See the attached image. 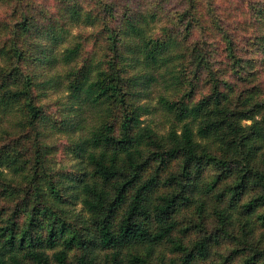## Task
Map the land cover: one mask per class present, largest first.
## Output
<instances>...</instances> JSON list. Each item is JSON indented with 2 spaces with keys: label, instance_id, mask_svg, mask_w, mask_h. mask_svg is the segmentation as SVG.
Returning a JSON list of instances; mask_svg holds the SVG:
<instances>
[{
  "label": "trees",
  "instance_id": "obj_1",
  "mask_svg": "<svg viewBox=\"0 0 264 264\" xmlns=\"http://www.w3.org/2000/svg\"><path fill=\"white\" fill-rule=\"evenodd\" d=\"M169 1L0 0V264H149L168 242L192 264L235 222L236 245L210 264H264V5L229 32L219 0ZM52 83L68 105L41 102ZM62 129L74 137L44 140Z\"/></svg>",
  "mask_w": 264,
  "mask_h": 264
},
{
  "label": "rangeland",
  "instance_id": "obj_2",
  "mask_svg": "<svg viewBox=\"0 0 264 264\" xmlns=\"http://www.w3.org/2000/svg\"><path fill=\"white\" fill-rule=\"evenodd\" d=\"M264 5V0H219L218 1V8L220 9L221 12V23L224 29L228 30L229 32L234 31V28L236 26V22L237 20H242V18H244V16H249L250 13H252V10H254V7H259ZM167 8H169L170 10H179L182 7V3H180L179 1H175V0H170L169 2H167L166 4ZM231 10L233 11H239L240 14L242 15L240 18H235V19H229V13ZM222 13H228V15L225 17ZM228 20V21H226ZM78 31V29H73L70 30V33L68 35L69 40L73 39L74 34H76V32ZM65 44V42H64ZM59 48H63L59 46ZM239 53L242 56H252L253 55V51H251L250 49L247 48V46L245 45V47H242L241 50L239 51ZM59 54V53H58ZM254 56H259V54L256 52ZM217 58V62L216 65L217 66H221L222 64V56L219 55L217 53V55L215 56ZM39 72H40V79L46 78V77H52L58 73H61L62 68L60 66H55L53 69L49 70L46 68V66H39L38 68ZM260 70V69H259ZM257 81L259 82V84L263 87L264 89V72L262 70H260L259 73V77L257 79ZM54 100H58L59 102L68 105V100H69V93L67 91H63L62 88L60 86L55 85L54 83H52L51 88L48 89L47 95L45 96V98H43L41 100V102H46V101H54ZM145 100H142V102H144ZM155 100H153L152 106L155 105ZM57 109V108H56ZM55 109L54 113H57ZM68 109V108H67ZM73 113H69L68 116L71 117ZM15 117H19V113H14L10 119L13 120ZM141 118L144 120L145 123L150 124L151 126H154L155 124H157L158 118L156 117L153 108L151 107L149 113H144ZM12 123V121L10 122ZM243 123H249L248 121L243 122ZM164 131V130H162ZM165 132V131H164ZM73 135H70L69 133H67L66 131H64L62 129L61 130H52L50 132H48L45 135L44 140L46 142H53L55 140H60V139H66V138H73ZM5 138V139H4ZM2 138V134L0 133V145H2L5 141H6V137ZM56 160V166L57 167H62V166H70L71 165V161L72 159L70 157L68 158H63L62 160L59 159L57 156L55 157ZM210 175V171L206 172V176L209 177ZM75 210L79 213H81L82 217H85L86 214L84 211H82V207L80 204L75 205ZM188 212L187 211H183L180 215H179V227L181 225H187L188 221H187V216H188ZM27 214L25 215H21L19 217L16 218V221L18 223L19 226H22L24 224V221L27 222L26 219ZM36 220L37 222H35L37 224V228L38 229H44L45 226L47 225V222L45 219H43L41 214H35ZM40 222L42 223L41 225ZM214 225V223H212V221H209L208 223H206L205 225H202L201 227H205V228H212ZM180 228H184V226H181ZM200 228V227H199ZM240 226L235 222L234 225L229 226L227 231H215L214 228L209 230V233H211L210 235H215V233L218 234L217 238H213V241L216 240V242L212 243L210 245V249H209V256L206 259H203L201 257H198L195 259V261L192 264H210L211 262L214 263H219L222 262L224 260V258L229 254L231 248H233L232 246L236 245L237 240L233 239L236 235H240L239 229ZM262 231V230H261ZM180 231L176 230L174 232V236L178 237L180 235ZM186 236L184 237V242L188 245H191L194 241L199 240V236H202L201 234L199 235V232L196 230H189L186 233H184ZM54 250H47L48 254H52ZM125 251H130V250H125ZM76 254V251H71L68 254V259L69 261H74V255ZM140 256L142 257H147L148 255V262L149 264H181L180 258L181 255L172 252L171 250V244L168 243H163L160 244L159 246H156L153 249V252L150 254L146 255V251L145 250H141L140 251ZM239 258H236L232 264H238L239 263Z\"/></svg>",
  "mask_w": 264,
  "mask_h": 264
}]
</instances>
